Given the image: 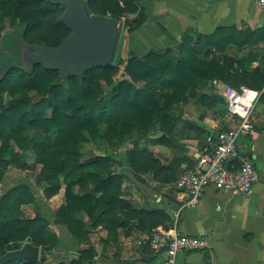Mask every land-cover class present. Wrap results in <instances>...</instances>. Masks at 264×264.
<instances>
[{
    "label": "trees",
    "instance_id": "1",
    "mask_svg": "<svg viewBox=\"0 0 264 264\" xmlns=\"http://www.w3.org/2000/svg\"><path fill=\"white\" fill-rule=\"evenodd\" d=\"M86 1L95 15L118 21L125 18L129 33L138 30L146 18L144 0ZM63 12L51 0H0V44L11 35L4 33L8 21L14 31L22 30L28 45L60 47L71 33L59 22ZM133 15L136 18L129 19ZM18 24L23 28H16ZM226 37L221 30L195 39L185 33L174 47L126 59L119 55L107 67L65 82H60L58 72L39 65L30 74L0 66V183L11 165L23 170L41 165L36 184L47 186L43 190L46 198L64 186V204L55 211L53 223L63 226L78 243H88L90 230L116 233L131 222L146 233L157 227L169 228L167 213L138 210L125 198L126 176L119 171L123 161L116 160L114 152L86 156L81 147L98 135L113 140L117 149L128 141L125 156L135 174L150 173L154 181L163 184L174 182L175 170L155 158L144 142H165L175 127V107L187 104L191 95L211 81L221 82L228 90L247 87L260 91L264 86L263 67L247 71L244 60L223 54L229 44L223 42ZM262 60L264 65V57ZM120 68L126 78L115 82ZM205 99L221 106L218 116L226 115L222 98ZM102 127L107 131L101 134ZM159 133L163 134L160 139H149ZM12 144L20 153L14 152ZM27 156L32 157V163H27ZM36 201L26 184L0 193V256L26 240L40 248L38 261L8 264H44L59 242L42 213L24 216L22 207L36 206ZM81 214L86 222L78 218ZM94 256L90 247L69 264L89 262Z\"/></svg>",
    "mask_w": 264,
    "mask_h": 264
},
{
    "label": "crops",
    "instance_id": "2",
    "mask_svg": "<svg viewBox=\"0 0 264 264\" xmlns=\"http://www.w3.org/2000/svg\"><path fill=\"white\" fill-rule=\"evenodd\" d=\"M142 6L145 21L138 30L126 33L120 53L123 59L174 47L181 43L185 33L195 39L221 30L228 35L223 42L229 41L223 52L225 56L244 60L247 71L264 69V10L253 0H144ZM129 18L134 19L136 15ZM216 88L226 90L221 82L211 81L200 87L196 95H191L187 104L175 107V127L165 142H144L155 158L175 170L176 180L167 184L156 182L150 173L135 174L123 162L126 176L123 191L134 208L164 211L170 217V227H175L182 235L200 237L208 242V251L178 254L177 264H264V86L256 91L260 95L254 105L253 130L239 138L240 155L252 160L256 170L251 193L234 196L208 187L195 209L182 208L188 197L178 188V178L192 166L206 135L216 136L219 131L233 126L227 114L218 116L219 104L205 99V96H215ZM176 159L180 164L174 165ZM50 201H58L56 209L61 207L64 187ZM46 218L57 237L58 230H64L65 239H74L63 226L53 223L54 213ZM78 218L87 221L84 214ZM146 234L135 222L116 233L100 228L90 230L88 243H78L74 239L79 248L71 259L92 247L95 256L82 264H165L164 257H155L147 247L136 244V240ZM57 247L49 252L44 264L49 256L53 261L48 264H69L71 259L55 260L54 256L60 255H52Z\"/></svg>",
    "mask_w": 264,
    "mask_h": 264
},
{
    "label": "built area",
    "instance_id": "3",
    "mask_svg": "<svg viewBox=\"0 0 264 264\" xmlns=\"http://www.w3.org/2000/svg\"><path fill=\"white\" fill-rule=\"evenodd\" d=\"M253 1L259 9L264 10V0ZM250 93H254V97L248 100L246 97ZM214 94L226 104L227 115L233 126L219 131L216 136L206 135L205 143L192 166L180 176L178 188L188 197L182 207L185 209H195L208 187L234 196H247L256 182L252 160L240 155L239 138L253 130L252 115L260 94L247 87L238 90L216 88ZM136 244L147 247L155 257H164L165 264H177V256L181 253L209 250L205 239L182 235L175 227H157L139 237Z\"/></svg>",
    "mask_w": 264,
    "mask_h": 264
},
{
    "label": "water",
    "instance_id": "4",
    "mask_svg": "<svg viewBox=\"0 0 264 264\" xmlns=\"http://www.w3.org/2000/svg\"><path fill=\"white\" fill-rule=\"evenodd\" d=\"M51 1L64 9L59 22L71 32L68 38L56 49L40 48L28 45L22 30H16L0 44L1 68H17L30 74L39 65L44 70L58 72L60 82H65L70 77L81 78L91 70L110 65L114 61L121 22L91 13L86 0ZM161 137L159 133L150 139ZM39 258L40 248L26 240L18 249L0 256V264Z\"/></svg>",
    "mask_w": 264,
    "mask_h": 264
},
{
    "label": "rangeland",
    "instance_id": "5",
    "mask_svg": "<svg viewBox=\"0 0 264 264\" xmlns=\"http://www.w3.org/2000/svg\"><path fill=\"white\" fill-rule=\"evenodd\" d=\"M119 21L121 22L122 27H121V31H120L118 42H117L114 61L117 59V57L120 55L121 51L123 50V47L125 44V35L128 32L126 26L124 25L125 18H124V20L120 19ZM8 24L9 23L7 21L5 23L6 30L4 32L6 35H8L14 31L13 28L10 27V25L8 26ZM16 28L22 29L23 25L18 24L16 26ZM124 78H126V77L123 74L122 68H120L118 75L115 76L113 79L115 82H118L119 80L124 79ZM32 95H33V97H36L34 94H32ZM105 131H107L106 127H102L100 130V133L102 134ZM113 143H115L113 140H110V139L107 140V138H106V140H104L103 137L100 138V135H98L96 138L92 139L90 142H85L81 147V151L86 156L103 155L104 153H113L114 152V154L117 155L116 160H122L123 162L127 163V159L125 156V148H128L130 142H128V141L125 142L124 146L121 148H118V149H117L116 145H114ZM111 144H113V145H111ZM12 147H13L14 152L20 153L18 151V149L14 146V144H12ZM122 148H124V149H122ZM26 161L28 164L32 163V157L27 156ZM123 168H124L123 165H122V167L119 168V171L122 173H124ZM41 169H42L41 165H34L33 168L24 169V170L18 168L15 165H11V166H9L7 171L5 172V176L2 180V182L0 183V193L6 192L8 189H10L11 187H13L17 184H26L29 187H31V189L35 193V197H36L37 201H36V206H34V207L33 206L22 207V211H23V214L25 217H30L31 215L37 214L40 212L43 215H45L46 217L50 218L51 215H53V213H55V211L58 208H60V207H58L57 209L55 208L56 205L59 204L58 201H55V202L50 201L52 198L57 196L59 192L51 198H46L43 194V190L47 186L45 184L44 185H37L36 184V177L39 175ZM62 187H64V186H61V189H62ZM61 199H62V197H61ZM57 235L60 238V240H59L60 243L58 242V245H57L58 247L56 246L57 248L53 251L54 253L52 255H55V253L60 254L58 257L54 256L56 261H60V260H66V261L68 260L69 261L71 258L76 256V252L79 248L78 244H76V241H74V239L73 240L65 239V238H67V236H64L65 235L64 230H62V231L58 230ZM68 238H70V237L68 236ZM52 261H53L52 256H49L46 264L52 263Z\"/></svg>",
    "mask_w": 264,
    "mask_h": 264
},
{
    "label": "bare ground",
    "instance_id": "6",
    "mask_svg": "<svg viewBox=\"0 0 264 264\" xmlns=\"http://www.w3.org/2000/svg\"><path fill=\"white\" fill-rule=\"evenodd\" d=\"M253 96H254V95H253V93H250V94H248V95H247V97H246V98H247V99H248V98H249V99H252V98H253Z\"/></svg>",
    "mask_w": 264,
    "mask_h": 264
}]
</instances>
